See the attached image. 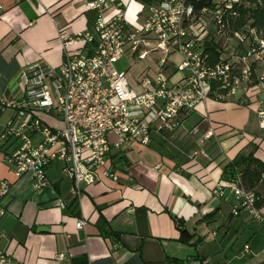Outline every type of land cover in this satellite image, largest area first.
Masks as SVG:
<instances>
[{
  "label": "crops",
  "instance_id": "1",
  "mask_svg": "<svg viewBox=\"0 0 264 264\" xmlns=\"http://www.w3.org/2000/svg\"><path fill=\"white\" fill-rule=\"evenodd\" d=\"M89 1L1 0L0 94L22 98L19 74L28 64L60 66L65 51L59 32L92 29L96 10ZM107 2H121L129 21L142 20L143 1ZM254 100V94L245 101L210 98L184 114L174 133L153 131L148 143L112 146L107 158L113 175L83 182L79 196L62 161L46 168L48 184L40 190L32 174L14 172L5 156L19 140L1 134L17 110L0 106V179L11 183L7 211L0 215V257L9 254L12 262L6 264H264V219L244 208L235 211L239 198L224 172L227 162L254 145L264 160V128ZM7 111L10 117L2 121ZM45 119L54 122L52 116ZM208 130L204 148L217 141L220 155H191ZM80 216L86 223L77 227Z\"/></svg>",
  "mask_w": 264,
  "mask_h": 264
},
{
  "label": "built area",
  "instance_id": "2",
  "mask_svg": "<svg viewBox=\"0 0 264 264\" xmlns=\"http://www.w3.org/2000/svg\"><path fill=\"white\" fill-rule=\"evenodd\" d=\"M241 2L154 0L144 4L141 21L131 22L121 2L89 1L88 6L96 10L92 29L73 35L59 32L65 51L60 66L41 60L28 64L19 74L22 98L0 94L2 109L17 110L1 134L19 140L5 156L14 172L32 174L40 190L48 184L46 168L62 161L73 178L72 193L79 196L83 182L113 175L107 158L112 146L148 143L153 131L174 133L184 114L210 98L223 100L231 95L245 101L254 94L253 110L264 128V37L249 23L242 29L235 27ZM2 11L0 0V15ZM151 40L158 41L156 47L152 48ZM78 42L82 45L76 50L69 48ZM208 45L215 46L216 56ZM156 50L163 51L164 57L156 60L154 74L147 67L133 83L126 70L115 66L126 52L144 59ZM174 52L182 56L177 65L171 58ZM34 134L40 135L37 141ZM211 134L208 130L197 140L191 155L207 154L204 146ZM230 187L239 198L235 211L244 208L255 219H264L239 173ZM10 190V181L0 179V215L7 211L4 198ZM218 191L223 193V184ZM57 202L66 207L63 199ZM85 223L80 216L76 226ZM244 247L248 250L249 245ZM0 261L6 264L12 259L3 253Z\"/></svg>",
  "mask_w": 264,
  "mask_h": 264
},
{
  "label": "trees",
  "instance_id": "3",
  "mask_svg": "<svg viewBox=\"0 0 264 264\" xmlns=\"http://www.w3.org/2000/svg\"><path fill=\"white\" fill-rule=\"evenodd\" d=\"M141 1L144 4H148L154 0ZM238 10L239 15L235 27L242 29L244 25L249 23L256 29L260 37H264V0H242L238 6ZM207 48L213 56L218 54L214 45H208ZM218 91L222 93L226 92L225 89H219ZM256 148L257 146L254 145L249 151L239 153L233 160L226 163L224 172L228 175L227 179L229 182L233 181L239 173L242 184L247 189L253 191L255 205L261 208L264 206V160L255 155ZM206 150L212 159L220 155L217 141H212L206 146ZM106 225H108L107 220L101 217L99 219V226L104 228ZM181 230L184 232L185 229L181 228ZM114 235L119 234L118 232H114Z\"/></svg>",
  "mask_w": 264,
  "mask_h": 264
},
{
  "label": "rangeland",
  "instance_id": "4",
  "mask_svg": "<svg viewBox=\"0 0 264 264\" xmlns=\"http://www.w3.org/2000/svg\"><path fill=\"white\" fill-rule=\"evenodd\" d=\"M157 44H158L157 40H151L152 48L156 47ZM162 52L163 51L161 50L150 51L147 57L144 59H139L137 56H133L131 53L126 52L121 56L119 60L115 62V66L118 70H126L129 80L131 81V83H133V81L138 77L139 73L147 66L152 67L148 71L149 74L151 75L154 74V68L156 67V60L158 58L164 57V54ZM171 58L174 61V65H177L182 60V56L178 52L172 53ZM9 115H10V111L5 112L2 117V121H6L10 117ZM258 120H259V116H258ZM52 121L55 122L54 119H52ZM263 131L264 129L262 130V132ZM204 150L205 153H207L205 156H210L207 150L206 149Z\"/></svg>",
  "mask_w": 264,
  "mask_h": 264
}]
</instances>
